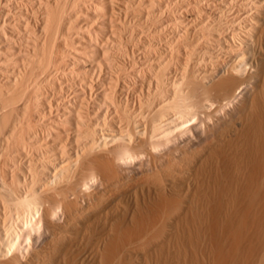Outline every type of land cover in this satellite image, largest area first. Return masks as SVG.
<instances>
[{
  "label": "bare ground",
  "instance_id": "obj_1",
  "mask_svg": "<svg viewBox=\"0 0 264 264\" xmlns=\"http://www.w3.org/2000/svg\"><path fill=\"white\" fill-rule=\"evenodd\" d=\"M128 1L0 0V264H264V0L191 10L137 102Z\"/></svg>",
  "mask_w": 264,
  "mask_h": 264
},
{
  "label": "rangeland",
  "instance_id": "obj_2",
  "mask_svg": "<svg viewBox=\"0 0 264 264\" xmlns=\"http://www.w3.org/2000/svg\"><path fill=\"white\" fill-rule=\"evenodd\" d=\"M130 1H131V0H129L128 2H129V3H132V5L130 4L131 7H130V5H129L128 7H129L131 10H132V8H133V10H132L133 14H132V12L128 9L129 12H128V11H127V12H128L129 14H126V17H127L128 15H130V16H128V18H130V19H127V18H126V19H127V20H131L132 25H136V24H137L136 26H137L138 28L136 27V29H138L139 31L136 30L132 25H131V27H133L134 31H137V32H134L132 28H129V26H130L129 24H130L131 22H129V21H127V20H126L127 23L124 22V19H125V18H124V15H125L124 12H126V11H124L123 13H121V14H123V16L120 15L119 19H121V17H122L123 19H121V20H119V21L121 22V21L123 20L124 23L121 22L122 25H123V24H126L125 27L128 26V28H129V30H128V28H127V31L124 30V31H125L124 33H125V34L123 33V35L125 36L126 33H128L129 35H130L131 33L133 34V32H134V34L137 33V34L133 35V36H136V38L133 37V38H135L136 41L134 40L135 43H134V41H131V44L133 43V46H130L131 44H130V42H129V41H130L129 38L132 36V34H131V35L129 36V38H126L127 35L124 37V38H125L124 40H126V41L129 40L128 42H129L130 45L127 44L126 41H124V42L126 43V45H125V43H122L123 41L120 39L121 37H119V38L117 37V38H118V40L120 41V44L122 43V45H120V44H119V45H116V43H115V45H114V42L112 41V37H110L111 39L106 43V45L108 46V45L110 44V45H113L115 48L112 47V51H110V50H111V46L109 45V46H110V50H108V49H109V47H108L107 50H108L109 52H107L106 57L108 56V54H109L110 52H112V53H115V52H116V53L113 54V55H117V54H118V56H114V57L110 56V55H112V53H110V55H109V56L111 57V60H112V58H113L112 61L109 59V58H110L109 56L107 57V59L110 60V61H109L110 64L112 63V68H111V67H110V68L113 69V68L116 66V64L114 65L113 63H117V66H118V63L120 62V63H119V66H121V67L123 68V70L121 69V71L124 72V71L126 70L124 73L127 72V74H128L127 76L130 75L129 73H132V74L129 76V77L131 78V80H129V79H130L129 77L125 76V77L129 78V79L126 78V80H127V81H126V80H125V77H123L124 73L122 72L123 75H121V76L124 78V80H123V78H122L121 76H119V75H120L119 73H121V72H119L120 69H119L118 67H115L118 71L114 69L113 72L111 73L112 70L109 68V70H106L105 73L107 74V73L110 72L108 75H109V76L111 75V76L114 77V78H115V77L117 78V76H119V78H121V80H123V81H122L123 84L121 83L123 86H125V84H124L125 82H124V81H126V83H128L129 81H132V80H133L134 82H132V84H130V82L128 83V84H130V85H129V89L131 90V92H133V93H136V92H137V93H139V94L136 93L135 95H137V96H135L133 93L130 92V90H129V93H130L131 96L134 97V98L132 97V99H135V101L137 102L138 99H136V98H140V95H144V93L146 94V93H147V92H146V91H147V88L149 89L151 83L153 84V81H154V80H155V82H154V84H153L152 87H154V86L156 87V85L158 84L157 81H159V78H158V77H159V74H158V76H157L156 73H159V69H160L161 67H162L161 70L164 68L161 64L166 65V62H167V64H169V65H166L165 68H167V66H170V67H168V69H169V68H174V67L176 66V64H177V66H178V68H179V65H181V64H180L181 60L179 59V61H176L177 58H182V57H183L182 59L184 60V59H185L184 57H186V56H185L186 53H185V51H184V50H186V49H185L186 47H184V50H183L182 48H183V46H186L185 44H186L187 39H188L189 37L187 38L188 35H185V34L188 33V31H192V32H193V29H194V28H195L194 31H196L197 29H199V28H196V27H199V25H200V24L198 25L199 21H197V19L195 18V15H194V16H192V15L194 14V12H195V13H196V12L198 13V11H195V10H199V8H200L201 6H203V4H204L203 7H205V5H206V7H207V4L209 3L210 0H200V1H198V0H186V1H184V0H180V1H179V0H156V1H154V2H155L154 5H156V6L153 5V6H154V7L152 8L153 10H152V9H149V7L152 6V4H150V2H153L152 0H149V1H150L149 3H148V0H145L146 2H145L144 0H142V1H141V0H138L137 2L141 1L142 3L139 2V3L141 4L140 7H139V4L136 2V4H137L136 6H138V8H140V9H142V10H139V9H138L139 11H142V13H137V12H136V11H138V10H137V7L135 8L136 11H134V7H133V5L135 4V3H134V0H132L131 2H130ZM135 1H136V0H135ZM165 1H166V2H165ZM188 1H189V2H188ZM201 1H202V3L200 4ZM205 1H208V2H205ZM212 1H213V3H212ZM212 1H210V3H212V4L215 3V4H214L215 6H216L218 3H219L218 5H221L220 3H222V2H224L225 4H227L230 8L233 6V7H232V10H233V8H236L235 10H233V11H235V15H236V16L234 15V13H232V14L236 17L237 20L239 19V16H240L241 18H242V16H243V18H242L241 20H244V19H245V20H248V19H249L248 16H250V14H248V12H247L248 9H247V10H244L243 7H244V8L248 7V8H250L248 11H251V9H253V8H252V7H253L252 5L255 3V1L257 2L258 0H250V1H251L250 4H252L253 2H254V3H253L252 5H249V6H248V3H249V2H247V1H249V0H243L241 4H238L239 7H238V5H237V2L239 3L240 0L237 1V2H236V0H233V2H232V1L230 2V0H212ZM228 1H229L230 3H229ZM244 1H245V3H246L247 5L244 3ZM252 1H253V2H252ZM164 2H165V4H164ZM180 2H181V3H180ZM194 2H195V3H194ZM197 2H199V3H197ZM216 2H218V3L216 4ZM234 2H236V3L234 4ZM240 2H241V1H240ZM133 3H134V4H133ZM143 3H144V4H143ZM175 3H176V4H175ZM183 3H185V4H183ZM193 3H194V5L197 4V5L194 6L195 9H194V7H192V6H193V5H192ZM205 3H206V4H205ZM231 3H233V5H231ZM243 3H244V6H242V9H241L240 6L243 5ZM147 4H149V5H147ZM162 4H163V5H162ZM187 4H188V5H187ZM189 4H190V5H189ZM212 4H210V5H208V6H213L212 8H215L214 5H212ZM225 4H224V5H225ZM150 5H151V6H150ZM173 5H174L175 7H174ZM200 5H201V6H200ZM222 5H223V3H222ZM234 5H235V7H234ZM134 6H135V5H134ZM176 6H177V7H176ZM143 7H144V8H143ZM157 7H160V9L157 8ZM181 7H182V8H181ZM196 7H197V8H196ZM145 8H146V9H145ZM147 8H148L149 10H151V11L149 12V10H148ZM155 8H156V9H155ZM172 8H173V9H172ZM176 8H177V9H176ZM144 9H145V11H144ZM154 9H155V10H154ZM187 9L190 10V11H188ZM238 9H239V10H238ZM158 10H159V11H158ZM168 10H169V11H168ZM184 10H186V13H187V11H188L187 14H190V15H187L186 13H185V15H184V13H183V12H185ZM191 10H194V12L191 11ZM153 11H154V12H153ZM155 11H156V12H155ZM173 11H174V12H173ZM241 11H244V12L242 13ZM127 12H126V13H127ZM143 12H144V13H143ZM146 12H147V13H146ZM148 12H149V13H148ZM161 12H162V13H161ZM164 12H165V13H164ZM172 12H173V13H172ZM191 12H192L193 14H192ZM134 13H137V15L135 14V16H132V15H134ZM159 13H160V14H159ZM197 13H196V15H197ZM236 13H237V14H236ZM241 13H242V14H241ZM244 13L247 14L246 17H244ZM249 13H250V12H249ZM131 14H132V15H131ZM139 14H140V16H139ZM144 14H146L145 17H143ZM149 14H150V15H149ZM169 14H170V16H169ZM172 14H173V15H172ZM239 14H241L242 16L239 15ZM141 15H142V16H141ZM152 15H153L154 17H153ZM156 15H157V16H156ZM159 15H163V16L161 17V16H159ZM171 15L174 16V17H172ZM175 15H176V16H175ZM177 15H178V16H177ZM181 15H182V16H181ZM233 15H232V16H233ZM131 16H132V17H131ZM146 16L148 17L149 20L147 19ZM234 16H233V17H234ZM136 17H137V18H136ZM142 17H143V20H142V21L139 20L140 18L142 19ZM155 17H156V18H155ZM163 17H164V18H163ZM182 17H183V18H182ZM186 17L189 18V19H191V21H189ZM191 17H192V18H191ZM131 18H132V19H131ZM138 18H139V19H138ZM154 18H155V19H154ZM158 18H160L159 21H157ZM175 18H177L178 20H177V19L175 20ZM194 18H195L196 21H195V20L192 21ZM226 18H227V17H226ZM229 18H230V17H229ZM136 19L139 20V22L136 23V24H134L135 21L137 22ZM152 19H153V20H152ZM185 19L188 20V21H186ZM133 20H135V21L133 22ZM183 20H185V21H183ZM198 20H199V19H198ZM227 20H229V19L227 18ZM239 20H240V19H239ZM241 20L239 21V23L241 22L242 24L240 23V25H243L244 23H243V21H241ZM119 21H118V22H119ZM144 21H145V22H144ZM155 21H156V23H155ZM169 21H171V22H169ZM181 21H182V22H181ZM225 21H226V20H225ZM33 22H34V21H33ZM141 22H142V23H141ZM143 22H144V23H143ZM149 22H150V23H149ZM151 22H152V23H151ZM158 22H160V23H158ZM177 22H178V26H177ZM184 22H185L186 24H185ZM194 22H195V23H194ZM196 22H198V23H196ZM244 22H245V21H244ZM140 23H141V24H140ZM145 23L148 24V25H146ZM154 23H155V24H154ZM175 23H176V25H175ZM32 24L34 25V23H32ZM127 24H128V25H127ZM138 24H139V25H138ZM149 24H151V25H149ZM157 24H158V25H157ZM161 24H162L163 26H162ZM179 24H182V25H179ZM183 24L186 25V28H188V26H192V24H193V26L195 25L196 27H195V26H194V28L189 27V29L186 30L185 25H183ZM190 24H191V25H190ZM237 24H238V23H237ZM140 25H141V29H142V31L139 29V28H140ZM160 25H161V26H160ZM146 26L148 27V29H152V28H153V31H150V30H149V32H150V33H149V32L147 31V27H146ZM150 26H151V27H150ZM152 26H153V27H152ZM173 26H174V27H173ZM182 26H184V27H182ZM193 26H192V27H193ZM144 28H145V30H144ZM159 28H160V29H159ZM179 28H180V29H179ZM89 29H90V27H88V30H89ZM131 29H132V30H131ZM155 29H156V30H155ZM161 29H162V30H161ZM184 29H185V30H184ZM190 29H191V30H190ZM143 30H144V32L147 31L150 35L153 33V34H152L153 36L151 37V36L146 32V33L148 34V35H147L146 33L143 32ZM85 31H86V30H85ZM91 31L94 32L92 29H91ZM130 31H131V32H130ZM185 31H187V32H185ZM87 32H90V31H87ZM122 32H123V31H122ZM122 32H118V33H119V36L122 35V34H121ZM129 32H130V33H129ZM140 32H141V33H140ZM142 32L144 33V35H147V37L145 36V38H143L144 35H143V37L141 36V35L143 34ZM151 32H152V33H151ZM174 32H175V33H174ZM181 32H183V33H181ZM118 33L116 34L117 36H118ZM178 33H179V34H178ZM86 34H87V33H86ZM89 34H91V33H89ZM89 34H88V35H89ZM120 34H121V35H120ZM138 34H139V35H138ZM154 34H155L157 37L154 36ZM159 34H160V35H159ZM169 34H170V35H169ZM182 34H183V35H182ZM94 35H95V33H94ZM123 35H122V39H123ZM137 35H138V36H137ZM90 36L93 37V33H92V35H90ZM140 36H141V37H140ZM149 36H150V37H149ZM158 36H159V37H158ZM167 36H168V37H167ZM174 36H175V38H176V36H177V38L175 39ZM184 36H185V37H184ZM60 37H61V36H60ZM87 37H88V36H87ZM98 37H99V36H98ZM165 37H166V38H165ZM89 38H90V37H89ZM95 38H96V40H97L96 43H98L100 38L97 39V35H96ZM95 38L93 37V38H91V39H94L93 41H96ZM139 38H140V39H139ZM185 38H187V39H185ZM59 39H60V38H59ZM153 39H154V40H153ZM168 39H169V40H168ZM60 40L63 41L62 37H61ZM60 40H59V41H60ZM152 40H153V42H152ZM172 40H173V41H172ZM184 40H186V42H185ZM121 41H122V42H121ZM149 41H150V42H149ZM176 41H177V42H176ZM182 41H183V42H182ZM110 42H111L112 44H111ZM148 42H149V43H148ZM151 42H152V43H151ZM172 42H174V43H172ZM184 42H185V44H184ZM118 43H119V42H118ZM118 43H117V44H118ZM146 43H147V44H146ZM150 43H151V44H150ZM165 43H166V44L168 43V44L166 45ZM180 43H181V44H180ZM212 43H213V42H212ZM212 43H211V44H212ZM123 44H124V45H123ZM138 44H139V45H138ZM141 44H142V45H146V46H145V47H146V50H147V48H148L147 52H144V51H146V50H145V47L142 46ZM169 44H170L171 46H170ZM177 44H178V45H177ZM147 45H148V46H147ZM149 45H150V46H149ZM151 45H153V46H151ZM172 45H174V46H172ZM117 46H118V47H117ZM121 46H122V47L125 46L123 49H124V53L127 52V53H126L127 55L124 54L126 57L122 54V53H123V52H122L123 49L119 48V47H121ZM126 46H129V48L127 47V49H126ZM138 46H139V48H136V47H138ZM161 46H162V47H161ZM176 46H177V47H176ZM178 46L180 47V49H179ZM132 47L135 48V49H133ZM140 47H141V49L144 48V49H142V50H144V51L140 50ZM149 47H150V48H149ZM152 47H153L154 49H153ZM158 47H159V48H158ZM174 47H175L177 50H176ZM181 47H182V48H181ZM130 48H131V49H130ZM170 48H171V49H170ZM113 49H114V50H113ZM116 49H117L118 51L121 50V51H120L121 53H120V52L118 53L117 51H115ZM125 49H126L127 51H126ZM132 49H133V50H132ZM167 49H168V52H167ZM172 49H173V50H172ZM130 50H132V51L130 52ZM136 50H137V51H136ZM153 50H154L155 52H154ZM178 50H179V51H178ZM134 51H135V52H134ZM140 51L142 52V55H141V52H140ZM150 51H151L152 53H151ZM175 51H176V52H175ZM183 51H184V52H183ZM128 52H130V53H128ZM139 52H140V53H139ZM148 52H149V53H148ZM173 52H175V53H173ZM178 52H180V53L183 52L184 54L182 53V54H180L181 57H177V58H175L177 55H175V57H174V54H178V56H180ZM134 53H135V54H134ZM143 53H145V54L148 53V55L146 56V55H144ZM156 53H157V54H156ZM120 54L123 55V57L120 56ZM129 54H130V55H129ZM133 54H134V55H133ZM149 54H150V55H149ZM171 54H172L173 56H172ZM132 55H133V57H132ZM138 55H139V56H138ZM143 55H144V57H143ZM170 55H171V56H170ZM127 56H128V57H127ZM129 56H130V57H129ZM134 56H135V58H134ZM167 56H168V57H167ZM115 57H116V58H115ZM117 57H118V60L115 62L114 60H116ZM120 57H121V59L119 60ZM146 57H147V58H146ZM149 57L151 58V61H150V58H149ZM161 57H162V58H161ZM163 57H164V58H163ZM166 57H167V58H166ZM172 57H174V58H172ZM114 58H115V59H114ZM132 58L135 59L134 61H136V60H137V61H136V62L132 61V60H133ZM139 58H145L148 62H149V61H150V62L148 63L145 59H139ZM148 58H149V59H148ZM170 58H172V60H170ZM131 59H132V60H131ZM154 59H158V62H159V60H160L161 62H159V63H161V64H160L161 66H159V65L157 64L158 62H155ZM121 60H122V62H121ZM130 60H131V61H130ZM142 60H145V61H144V66L146 65V66L148 67V68H147L148 70L145 69L146 66L144 67V66L141 65V64L143 63ZM153 60H154V61H153ZM165 60H166V61H165ZM167 60H168V61L170 60V61L168 62ZM173 60L176 61V64H175V62H174ZM183 60H182V61H183ZM128 61H129V62H128ZM138 61H140V62H138ZM152 61H153V62H152ZM156 61H157V60H156ZM171 61H172V62H171ZM130 62H131V63H130ZM145 62H146V63H145ZM151 62H152V64H153L154 62H155V63H154L153 66H151V68H150L149 65L151 64ZM163 62H164V63H163ZM170 62L172 63V65H171ZM173 62H174V63H173ZM177 62H178V63H177ZM124 63H125V64H124ZM132 63L135 64V65H138V67H135ZM136 63H138V64H136ZM147 63H148L149 65H148ZM181 63H182V62H181ZM110 64H109V65H110ZM121 64H122L123 66H122ZM126 64H128V66H127ZM152 64H151V65H152ZM156 64H157V65H156ZM178 64H179V65H178ZM113 65H114V67H113ZM130 65H133L134 67H133V66H130ZM155 65L158 66L157 68H159V69H157ZM126 66H127V67H126ZM140 66H141L143 69H141ZM177 66H176V67H177ZM108 67H109V66H108ZM132 67H133V68H132ZM139 67H140V69H138L139 71H137L136 69L134 70V68H139ZM152 67H153V68H152ZM154 67H155L157 70H155ZM124 68H125V69H124ZM126 68H128V69H126ZM129 68H131V70L133 69L134 71H137V72H138V73L135 72V75H136V76H135L134 79H132V77H131V76L134 77V71L132 70V72H129V70H130ZM106 69H107V68H106ZM131 70H130V71H131ZM143 70H144V71H143ZM151 70H152V71H151ZM108 71H109V72H108ZM114 71H116L115 74H113ZM157 71H158V72H157ZM117 72H118V73H117ZM128 72H129V73H128ZM150 72H151V73H150ZM152 72H153V74H152ZM167 72H168V71H167ZM76 73H77V72H76ZM78 73H80V72L78 71ZM78 73L76 74L77 76L80 75V74L78 75ZM81 73H82V72H81ZM86 73H87V74H85V73H84V74H85V75H88V74H89V76L91 75V74L88 73V72H86ZM105 73H104L103 76H104V78L106 79V76H107V75H105ZM139 73H140V74H139ZM149 73H150V74H149ZM82 74H83V73H82ZM84 74H83V75H84ZM112 74H113V75L118 74V75L113 76ZM138 74H139L140 76H138ZM141 74H143V75H141ZM155 74H156L157 77L155 76ZM83 75H81V77H82V78H83V77L85 78V76H83ZM147 75H148V76H147ZM77 76H76V77H77ZM111 76H110V78H112ZM141 76H142V77H141ZM86 77H87V76H86ZM90 77H92V75H91ZM90 77H88V78H90ZM107 77H108V76H107ZM136 77H138V78H136ZM154 77H155V78H154ZM79 78H80V77H79ZM79 78L77 79V81H81V80H82V78H81V80H80ZM88 78H87V79H88ZM92 78H93V77H92ZM92 78H91V79H88V80H90V81H91V80H94L93 82H96L95 78L97 79V76H96V77L94 76V79H92ZM104 78H103V79H104ZM114 78H113V79H114ZM116 78H115V79H116ZM143 78H144V79H143ZM150 78H151V79L153 78V79H152L153 81H152ZM156 78H157V79H156ZM113 79H110V80L112 81ZM135 79H136V82H135ZM146 79H148V80H146ZM97 80H98V79H97ZM106 80H107V79H106ZM128 80H129V81H128ZM139 80H141V81H139ZM143 80H144V81H143ZM150 80H151L152 82H150ZM111 81H109V78H108L107 82H111ZM149 82H150V83H149ZM156 82H157V83H156ZM111 83H112V82H111ZM147 83L150 84V85H148ZM131 85H132V87H131ZM143 85H144V86H143ZM134 86H135V87H134ZM148 86H149V87H148ZM130 87H131L132 89H131ZM136 87H137V88H136ZM155 87H154L153 89H156L158 86H157L156 88H155ZM133 88H134V89H133ZM134 90H135V91H134ZM138 90H139V91H138ZM142 92H143V93H142ZM135 97H136V98H135Z\"/></svg>",
  "mask_w": 264,
  "mask_h": 264
}]
</instances>
